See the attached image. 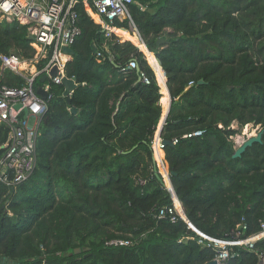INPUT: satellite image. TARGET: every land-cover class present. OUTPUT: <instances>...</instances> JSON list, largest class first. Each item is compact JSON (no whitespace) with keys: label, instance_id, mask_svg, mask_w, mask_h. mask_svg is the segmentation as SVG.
Returning <instances> with one entry per match:
<instances>
[{"label":"trees","instance_id":"16d2710c","mask_svg":"<svg viewBox=\"0 0 264 264\" xmlns=\"http://www.w3.org/2000/svg\"><path fill=\"white\" fill-rule=\"evenodd\" d=\"M136 2L131 16L150 51L133 43L128 19L112 23L126 27H111L122 41L106 37L85 7L78 8L83 33L66 74L81 85L71 104L63 84L52 85L35 170L14 189L0 181V264L213 261V247L181 215L175 222L156 217L160 207L174 204L154 171L153 149L161 105L160 127L170 97L161 136L172 144L157 148L156 157L188 220L223 239L264 231V132L261 143L233 158L239 133L233 123L264 131V0ZM29 34L26 24L0 20V54L33 58ZM131 59L138 67L122 70ZM1 82L21 87L26 80L2 71L0 59ZM8 137L0 123V155ZM113 238L131 245H107ZM232 253L226 264H260L264 237L252 249L233 246Z\"/></svg>","mask_w":264,"mask_h":264},{"label":"built area","instance_id":"2783aa9c","mask_svg":"<svg viewBox=\"0 0 264 264\" xmlns=\"http://www.w3.org/2000/svg\"><path fill=\"white\" fill-rule=\"evenodd\" d=\"M135 3H137L136 0H0V20L17 21L28 25L29 33L34 37L31 44L36 49L34 57L30 59L15 53L0 54L2 71L11 70L26 80L25 85L21 87L0 83V123H4L9 128V137L7 142L2 145L3 152L0 155V181L3 184L14 189L26 181L35 170L39 128L48 109V102L54 97L51 91L52 85L62 84V77L67 75L66 65L71 59V55L66 53L64 48L73 47L83 33L79 23L78 8L84 6L88 14L98 15L104 21L103 28L106 31L111 30L110 24L114 21L128 19L130 28L134 27L136 35L149 51L131 16V5ZM140 8L145 9V6L140 5ZM111 32L108 34L109 36ZM64 55L69 58L63 59ZM97 57H103L101 51H97ZM45 59L47 61L42 68L39 67L38 63ZM33 63L37 65L34 72L31 71V67H34ZM149 64L155 70L150 60ZM54 66L58 67L62 76L52 77L51 70ZM136 67H138L137 60L131 59L122 70L135 69ZM44 75H47L50 80L46 79L41 82L42 84L36 89L34 87L35 78ZM141 77L145 83L150 82L145 73H142ZM41 87L47 92L46 98L37 92ZM25 110H28L27 113ZM186 136L190 137L192 134ZM177 142L178 139H174L173 144ZM153 144L155 153L157 148L161 149L165 146L161 133L155 135ZM160 172L173 194L174 204L160 207L156 217L175 222L178 215H181L200 235L201 239L208 241V245L213 247L216 253L214 260L218 264H226L234 255L232 253L233 246H245L252 249L255 242L264 237V231L247 238H241L240 233L237 232L234 239H223L210 236L194 228L183 212L177 196L172 191L169 172L163 171L161 167ZM106 244L131 245V240L113 238L106 241ZM260 264H264V253L261 255Z\"/></svg>","mask_w":264,"mask_h":264},{"label":"water","instance_id":"95a60500","mask_svg":"<svg viewBox=\"0 0 264 264\" xmlns=\"http://www.w3.org/2000/svg\"><path fill=\"white\" fill-rule=\"evenodd\" d=\"M33 35L32 34H29V39L30 40H33ZM164 40L163 39H159L157 41V43L160 45ZM94 50H95V47H94ZM64 51L68 54H72V55H75L76 52H75V49L72 48V47H65L64 48ZM51 75L52 77H55V76H62V74L59 72V69L57 66H54L51 70ZM50 80L49 77H47V75H44L42 78H41V81L44 82L45 80ZM204 81L203 80H200L199 81V84H202ZM62 84L64 86V96L67 97V101L69 104H71V95L72 93L75 91V89L80 86L81 84H79L77 82V79L75 77H68L67 75H64L62 77ZM37 92L42 95V97L46 98L47 97V92L41 87L37 90ZM28 110H25V113H27ZM77 111V108H72V112L73 113H76ZM167 114L168 112L166 113V115L164 116V120H163V123L161 125V128H160V132H162L163 130V126H164V123H165V120L167 118ZM263 130H261L257 135H254L250 138H248L246 141H244L236 150L235 152L233 153V158H237V157H240L248 147L252 146L254 143L256 142H259L261 143L262 142V137H263ZM163 144L166 146V145H171L172 142L169 141V140H163ZM154 161H155V173L161 177L160 175V171L157 170V163H156V158L154 157ZM194 228H196L194 226ZM197 229V228H196ZM89 249V248H88ZM82 251L81 248H76L75 249V253H80ZM206 264H218L217 261L213 260L209 263H206Z\"/></svg>","mask_w":264,"mask_h":264},{"label":"rangeland","instance_id":"374dc122","mask_svg":"<svg viewBox=\"0 0 264 264\" xmlns=\"http://www.w3.org/2000/svg\"><path fill=\"white\" fill-rule=\"evenodd\" d=\"M95 18H96V20H98L97 19V17L96 16H94ZM102 27V26H101ZM129 30V32H131V33H134V34H136L135 32V29H134V27H131V28H129L128 29ZM106 33V36L108 37L109 35L108 34H110V31H107V32H105ZM117 36V35H116ZM118 37V36H117ZM120 39H122L123 40V38L122 37H119ZM139 37L136 35V36H134V38H133V40H134V44L136 45V46H143L144 47V45L141 43V41H140V39H138ZM33 66L34 67H31V71H35V67H37V65H36V63H33ZM158 84H159V86L161 87V84H160V80L158 81ZM57 87V86H56ZM161 89V94H162V96H161V98H160V101H159V104H161V99H162V97H163V93H162V88H160ZM168 97V96H167ZM161 108H162V114H161V117H162V115H163V113H164V109H165V107H164V105L162 104L161 105ZM161 117H160V119H159V122H158V125H157V132H156V135H157V133H158V129L160 128V122H161ZM163 121V120H162ZM31 122H33L32 120H31ZM233 128H235V129H238L239 130V133H237L236 135H234V137H233V140H234V142H235V147H236V149L244 142V141H246L248 138H250V137H252V136H254V135H257L261 130H262V127L260 126V125H254L253 123H250V124H247V125H245L244 127H240L239 126V124L237 123V122H235V123H233ZM155 157H156V154H155ZM156 163H158V165H159V167H160V164H159V159L156 157Z\"/></svg>","mask_w":264,"mask_h":264},{"label":"crops","instance_id":"0c3cea01","mask_svg":"<svg viewBox=\"0 0 264 264\" xmlns=\"http://www.w3.org/2000/svg\"><path fill=\"white\" fill-rule=\"evenodd\" d=\"M90 16H91V18L94 20V22L96 23V24H98V25H100V26H102V29L105 31V32H107L104 28H103V20L98 16V15H96L95 13H91V14H89ZM94 16H96L97 17V19L98 20H96V18L94 17ZM110 26L111 27H117V26H112V24H110ZM117 28H126V27H117ZM127 29H129V28H127ZM110 32L112 31V30H109ZM106 34V33H105ZM112 34H115V35H117L114 31H112L111 32V35ZM110 35V36H111ZM118 36V38L119 37H121V36H119V35H117ZM116 36V37H117ZM107 37V36H106ZM120 40H122V39H120ZM122 41H125V40H122ZM92 46H93V50H94V44H92ZM73 48V47H72ZM94 51H96V47H95V50ZM71 55V59H72V57L74 56V55H72V54H70ZM23 67H25V65H23ZM164 77H165V75H164ZM162 88V87H161ZM168 95H169V92H168ZM170 96V95H169ZM169 108V107H168Z\"/></svg>","mask_w":264,"mask_h":264},{"label":"clouds","instance_id":"9594fccd","mask_svg":"<svg viewBox=\"0 0 264 264\" xmlns=\"http://www.w3.org/2000/svg\"><path fill=\"white\" fill-rule=\"evenodd\" d=\"M138 47V46H137ZM140 48V47H139ZM148 48V47H147ZM141 49V48H140ZM149 50V49H148ZM150 51V50H149ZM152 52V51H151ZM146 53V52H145ZM153 68V67H152ZM155 71V70H154ZM155 73H156V75H157V72L155 71ZM165 75V74H164ZM157 79H158V76H157ZM158 81H159V79H158ZM42 82V81H41ZM165 84H166V87H167V79H166V76H165ZM161 88V87H160ZM167 89H168V87H167ZM169 92V91H168ZM170 95V94H169ZM161 105V104H160ZM170 105H171V97H170V102H169V108H168V112H169V109H170ZM167 116H168V114H167ZM167 119V118H166ZM164 120V119H163ZM165 123H166V120H165ZM165 123H164V125H165ZM161 128V127H160ZM160 128L158 129V133L160 132ZM163 128H164V126H163ZM156 132H157V130H156ZM157 133V134H158ZM162 133V132H161ZM156 135V134H155ZM162 137V136H161ZM163 139V138H162ZM164 140V139H163ZM154 141V140H153ZM153 149H154V144H153ZM155 150H154V157H155ZM156 158V157H155ZM157 170H159L160 171V167H159V165H158V163H157ZM167 170V169H166ZM154 171H155V168H154ZM168 171V170H167ZM169 172V171H168ZM170 174V173H169ZM160 175L162 176V174H161V172H160ZM162 178H163V176H162ZM163 180L165 181V179L163 178ZM170 181H171V179H170ZM165 183H166V181H165ZM166 185H167V183H166ZM171 185H172V183H171ZM178 198V197H177ZM179 200V199H178ZM180 202V201H179ZM180 204H181V202H180ZM181 208H182V210H183V207H182V204H181ZM179 209H180V207H179ZM184 212V211H183Z\"/></svg>","mask_w":264,"mask_h":264},{"label":"bare ground","instance_id":"6f19581e","mask_svg":"<svg viewBox=\"0 0 264 264\" xmlns=\"http://www.w3.org/2000/svg\"><path fill=\"white\" fill-rule=\"evenodd\" d=\"M138 39H139V38H138ZM68 58H69V57H67V56H65V55L63 56V59H68ZM23 65H25V64H23ZM161 169H162L163 171H166L165 167L162 166V165H161Z\"/></svg>","mask_w":264,"mask_h":264},{"label":"snow or ice","instance_id":"6c2138e0","mask_svg":"<svg viewBox=\"0 0 264 264\" xmlns=\"http://www.w3.org/2000/svg\"><path fill=\"white\" fill-rule=\"evenodd\" d=\"M5 7H6V5H5Z\"/></svg>","mask_w":264,"mask_h":264}]
</instances>
